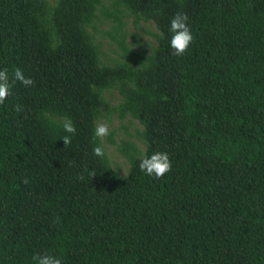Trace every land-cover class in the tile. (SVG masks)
Masks as SVG:
<instances>
[{
    "label": "trees",
    "instance_id": "obj_1",
    "mask_svg": "<svg viewBox=\"0 0 264 264\" xmlns=\"http://www.w3.org/2000/svg\"><path fill=\"white\" fill-rule=\"evenodd\" d=\"M107 1L0 0V70L34 81L0 104V264H264V0ZM99 12L152 22L157 47L105 64ZM177 12L194 38L181 56ZM110 113L144 129V152L113 142L125 176L92 154ZM157 151L171 161L159 179L139 168Z\"/></svg>",
    "mask_w": 264,
    "mask_h": 264
},
{
    "label": "rangeland",
    "instance_id": "obj_2",
    "mask_svg": "<svg viewBox=\"0 0 264 264\" xmlns=\"http://www.w3.org/2000/svg\"><path fill=\"white\" fill-rule=\"evenodd\" d=\"M112 0L105 3L109 10L112 8ZM156 29L152 22L136 21V18L129 12L118 13L117 17L111 19L99 12V19L95 22V28L90 29L96 44L101 47L102 61L107 65H115L121 62L122 56L127 51L141 55H149L157 47V40L153 38ZM106 100L111 106H118L122 98L116 89L105 93ZM98 122L107 123L109 135L102 142L105 151L112 161L114 167L125 176L129 170V163L126 158L118 152V146L123 142H131L143 152L145 141L142 138L143 127L131 118L123 122L114 113L105 114Z\"/></svg>",
    "mask_w": 264,
    "mask_h": 264
},
{
    "label": "clouds",
    "instance_id": "obj_3",
    "mask_svg": "<svg viewBox=\"0 0 264 264\" xmlns=\"http://www.w3.org/2000/svg\"><path fill=\"white\" fill-rule=\"evenodd\" d=\"M171 33L169 39L170 48L173 50V55L181 56L189 48V45L193 42V35L190 27L188 26V16L186 13L177 12L170 20ZM19 81L23 86L28 87L34 83L30 77H25L22 70L16 68L13 73L12 82ZM7 69L0 70V104H3L6 98L10 95V89L12 86ZM19 111V106H17ZM60 127L65 135L61 136L64 146L71 143L72 136L76 133V126L73 121L64 117L60 121ZM109 135V126L104 122H97L94 128L93 140L103 141L105 137ZM92 154L96 157L103 158L105 156L104 147L101 144H97L92 148ZM139 168L148 176H153L156 179L162 178L166 173L171 170V161L166 152H153L151 155L146 153L141 156L139 162ZM96 173L90 172V179L95 176ZM83 179V177H80ZM23 183L27 184L28 180L24 179ZM34 264H62V260L49 253H35L32 257Z\"/></svg>",
    "mask_w": 264,
    "mask_h": 264
}]
</instances>
